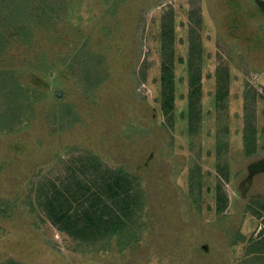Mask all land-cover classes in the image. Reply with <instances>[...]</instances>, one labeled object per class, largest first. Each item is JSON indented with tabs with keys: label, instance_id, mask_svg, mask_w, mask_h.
I'll list each match as a JSON object with an SVG mask.
<instances>
[{
	"label": "rangeland",
	"instance_id": "374dc122",
	"mask_svg": "<svg viewBox=\"0 0 264 264\" xmlns=\"http://www.w3.org/2000/svg\"><path fill=\"white\" fill-rule=\"evenodd\" d=\"M12 2L0 0V13ZM27 3L26 19L0 23V264L246 257L232 246L249 245L264 230L255 226L242 239L241 217L218 213V189L230 190L218 137L238 131L247 95L256 96L249 121L264 99V0ZM199 67L197 99L190 82ZM94 167L104 178L108 169L124 171L142 193L144 204L134 201L120 235L110 231L113 221L110 230L71 236L49 205L53 191L77 190ZM256 180L259 186L264 176ZM80 205L72 203V214L84 217Z\"/></svg>",
	"mask_w": 264,
	"mask_h": 264
},
{
	"label": "trees",
	"instance_id": "16d2710c",
	"mask_svg": "<svg viewBox=\"0 0 264 264\" xmlns=\"http://www.w3.org/2000/svg\"><path fill=\"white\" fill-rule=\"evenodd\" d=\"M11 4V3H8ZM13 5V6H12ZM27 0H13L10 6H5L8 13H0V23L6 19H10L12 16H19L22 20L26 19L29 12ZM163 20V34L164 42L168 36V23L167 17H164ZM3 20V21H2ZM3 31L0 29V38H3ZM1 40V39H0ZM0 41V46L3 45ZM166 47V44H165ZM167 69L163 67V77L166 80L167 78ZM193 76L190 82L192 87V97L199 99L201 96V82H202V71L201 68H197L196 71L192 72ZM165 89V83H164ZM249 101L256 103V96L250 99L249 95L246 97V137L248 130H253L252 121H249ZM248 122V123H247ZM108 176L104 178L100 171L96 167L90 170L89 175L87 176L88 181H77L75 187L78 188L75 191H72L70 185H66V191L62 193L60 191L52 192L50 195L49 205L55 208L57 214H61L59 220H62V229L69 233L71 236H77L79 232H95L104 227L107 230H110L111 223L114 221L118 224L117 228L114 227V231L117 235L121 232L117 231L120 224H124L125 229L128 228V219L130 212H133L137 209L138 205H143L142 193L137 190L133 184L131 177L127 175L122 170H112L108 169ZM86 179V178H84ZM136 199V200H135ZM52 201V202H51ZM134 201L138 204H134ZM72 203H80L83 213L86 215L84 217H79V215H74L72 209ZM228 198L227 195H222L221 188L218 189V213L223 214L227 208ZM139 208V207H138ZM54 217L51 216V219ZM56 224L57 220H54ZM71 228H74L75 231H72ZM73 229V230H74Z\"/></svg>",
	"mask_w": 264,
	"mask_h": 264
},
{
	"label": "crops",
	"instance_id": "0c3cea01",
	"mask_svg": "<svg viewBox=\"0 0 264 264\" xmlns=\"http://www.w3.org/2000/svg\"><path fill=\"white\" fill-rule=\"evenodd\" d=\"M260 74H263V79L258 83L264 85V73ZM254 110L255 116L251 119L253 130H248L247 137L245 107L242 113H238V120L242 119L238 131L232 127L230 137H218V157L220 152H224L229 159L228 165L226 164L229 177L225 183L230 190L227 189L228 193L226 192L228 204L223 214L241 217L236 234L242 239H248L255 226L260 231L264 230V181L259 186L256 182L257 177L264 176V99L262 104H256ZM232 117L235 119V114L232 113ZM253 201H261L262 207H258L257 211L251 210L254 207ZM233 251L246 253L247 256L231 264H264V235L249 245L232 246ZM252 260L260 263H252Z\"/></svg>",
	"mask_w": 264,
	"mask_h": 264
}]
</instances>
